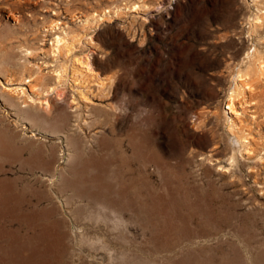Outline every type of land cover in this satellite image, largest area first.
<instances>
[{
    "label": "rangeland",
    "instance_id": "374dc122",
    "mask_svg": "<svg viewBox=\"0 0 264 264\" xmlns=\"http://www.w3.org/2000/svg\"><path fill=\"white\" fill-rule=\"evenodd\" d=\"M134 3L75 51L92 50L103 92L72 102L66 85L43 111L10 90L28 75L53 84L50 20L80 32L81 16ZM256 7L0 0V264H264V82L239 121L254 153L241 156L224 116L235 67L251 46L264 52ZM119 100L129 112L116 119Z\"/></svg>",
    "mask_w": 264,
    "mask_h": 264
},
{
    "label": "bare ground",
    "instance_id": "6f19581e",
    "mask_svg": "<svg viewBox=\"0 0 264 264\" xmlns=\"http://www.w3.org/2000/svg\"><path fill=\"white\" fill-rule=\"evenodd\" d=\"M252 1L255 5L258 3V0ZM140 8L141 6L137 3L132 5L124 4L123 6L104 8L100 11L83 15L81 18H78V25L81 27L80 32L83 33L72 30L71 27L67 23L62 22L61 19L54 18L50 20L49 23L45 25L44 31L51 36L48 40V50L46 53L51 60L50 64L52 66L50 72L53 84L45 89H41L42 76L28 75L22 78V83L20 85L14 86L10 90L18 95H26L27 92H29L31 98L34 97L33 99L39 101V105L43 111H48L52 108L53 102L51 101V97L56 101L63 98L66 85H68L73 90L74 95H76V97L72 98V102H77L78 100L79 102L87 103L90 101V95L93 94L95 90L103 92L106 87L103 78L99 77L92 64V50L82 53V55H80L81 53H75L81 45L91 46L94 43L90 33L88 34L87 31L83 30L92 29L104 19L112 18V16L118 15L119 12L125 9L138 10ZM263 18L264 10L256 7L255 13L249 19L250 32H254L257 28L261 27ZM23 49L25 54L31 53L29 49ZM36 67V73H39L41 65H36ZM258 81L264 82V52L253 45L245 53L241 62L235 67V72L228 86V91L225 94L224 102V116L227 122V131L237 145V149L241 156L243 152L245 155L254 153L250 132L248 131L249 128L242 126L239 121L242 116H246L248 106L257 104L254 84H257ZM22 85H26V87ZM249 118L252 124H254L256 114H251ZM234 150L236 149H233V153L229 157L230 164L236 162ZM34 256L31 255V257H29L26 255L24 258L22 257V264H39L35 261Z\"/></svg>",
    "mask_w": 264,
    "mask_h": 264
},
{
    "label": "clouds",
    "instance_id": "9594fccd",
    "mask_svg": "<svg viewBox=\"0 0 264 264\" xmlns=\"http://www.w3.org/2000/svg\"><path fill=\"white\" fill-rule=\"evenodd\" d=\"M117 107L115 110V116L116 119L117 118H124L125 116L128 115L129 109L127 108L126 105L123 104V102L121 100L116 102ZM132 124H137V118L134 116L132 119ZM150 130V129H148Z\"/></svg>",
    "mask_w": 264,
    "mask_h": 264
}]
</instances>
